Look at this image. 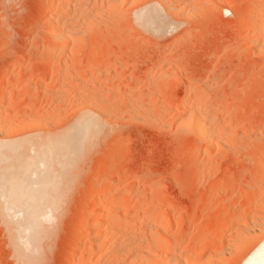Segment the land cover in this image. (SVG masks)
Listing matches in <instances>:
<instances>
[{"label": "rangeland", "instance_id": "obj_1", "mask_svg": "<svg viewBox=\"0 0 264 264\" xmlns=\"http://www.w3.org/2000/svg\"><path fill=\"white\" fill-rule=\"evenodd\" d=\"M69 1L0 0V143L58 136L85 112L104 138L52 188L30 263L0 216V264H242L264 235V0ZM143 13L150 28L136 22ZM99 197L104 216L87 207ZM110 220L98 263L94 230Z\"/></svg>", "mask_w": 264, "mask_h": 264}, {"label": "bare ground", "instance_id": "obj_2", "mask_svg": "<svg viewBox=\"0 0 264 264\" xmlns=\"http://www.w3.org/2000/svg\"><path fill=\"white\" fill-rule=\"evenodd\" d=\"M62 1V0H61ZM70 2V1H69ZM72 2V0H71ZM70 2V3H71ZM78 2V1H77ZM82 2V1H81ZM85 2V1H84ZM256 3V2H255ZM88 4V3H86ZM258 4V3H256ZM72 5V4H71ZM59 6V5H58ZM61 6H63L61 4ZM60 6V7H61ZM75 6V5H73ZM82 7V5H81ZM67 8V7H66ZM69 8V7H68ZM67 8V9H68ZM79 8V6H78ZM84 8V7H83ZM59 9V8H58ZM77 9V8H75ZM87 9V8H86ZM61 10V9H60ZM59 10V12H60ZM83 10V9H82ZM257 10V9H255ZM57 11V10H56ZM65 11V10H64ZM71 11V9H70ZM73 11V10H72ZM66 12V11H65ZM254 12V11H253ZM82 13V11H81ZM85 13V11H84ZM58 14V13H57ZM68 14V13H67ZM79 14V13H78ZM86 14V13H85ZM90 14V13H89ZM88 14V15H89ZM101 14V13H100ZM240 13H238L239 16ZM258 14V13H257ZM99 15V14H98ZM253 15V14H251ZM264 15V14H263ZM81 16V15H80ZM255 16V15H254ZM252 16V17H254ZM261 16V15H260ZM134 17V16H132ZM152 16L148 13H143L138 16H136V22L139 26L143 28H150L153 19ZM251 17V16H250ZM99 18V17H96ZM158 18V17H157ZM66 17H62V15H51V18L49 19L50 23L54 24L56 26L55 33H53L52 36H54L55 40H60V38L63 35H66L65 33L68 32V29H65V21ZM255 19V17H254ZM252 19V20H254ZM68 20V17H67ZM72 20V19H71ZM83 20V19H82ZM260 20V19H259ZM258 20V21H259ZM70 21V20H69ZM135 21V20H134ZM255 21V20H254ZM72 22V21H71ZM82 22V21H81ZM87 22V21H86ZM89 22V21H88ZM253 22V21H252ZM70 23V22H69ZM84 23V22H83ZM90 23V22H89ZM88 23V25H89ZM160 23V22H159ZM256 22H254L255 24ZM260 23V30L262 31V34L259 33L257 41H264V16L261 19ZM68 24V22H67ZM71 24V23H70ZM253 24V23H251ZM253 24V25H254ZM72 25V24H71ZM82 25V24H81ZM80 25V26H81ZM86 25V24H84ZM95 25V24H94ZM70 26L69 28L72 29L74 27ZM159 27H163L162 24L159 25ZM254 27V26H253ZM55 28V27H54ZM76 28V27H75ZM257 28V27H255ZM79 29V28H78ZM258 29V28H257ZM73 30V29H72ZM80 30V29H79ZM83 30H86L83 28ZM75 31V30H74ZM72 34V33H71ZM68 35V33H67ZM73 35V34H72ZM257 36V35H256ZM64 38V37H63ZM70 38V37H69ZM73 39V38H72ZM63 40V39H61ZM68 40V38L66 39ZM56 53L52 50L49 53ZM53 55V54H52ZM52 59V58H51ZM15 82V80H14ZM8 85H10V88L13 85V80H11ZM12 85V86H11ZM3 88V87H2ZM8 88V87H6ZM5 89V88H4ZM4 91V90H3ZM1 92V91H0ZM208 99V97H207ZM99 109V108H98ZM101 109V108H100ZM94 110V109H93ZM98 111V110H97ZM197 111V110H196ZM101 112V111H100ZM2 114V113H1ZM95 114V113H94ZM90 113H83L78 119H76V123L74 122V125L69 130L63 131L57 133L58 136H48L47 138L40 137L39 141H34L33 139L30 140L29 138L26 140H22L19 142H13L15 139H13L10 143H0V216L3 221V223L6 225L7 233L10 246L13 248V254L16 256V258H22L25 256L27 257L26 261H28L31 256H34L32 251L35 252L36 249H32L30 251L31 255L29 256L28 250L29 248L34 245L35 242V232L38 230V228L41 225V219L46 215L45 210L47 209L48 204L50 203V192L52 188L55 189L57 187V184L60 183L61 180L64 179L67 171L80 160L79 158L82 157L83 153L85 151L90 150L91 148L95 147V145L100 141L101 137H103L104 132V125L100 118L96 115ZM196 114V112L194 113ZM203 115H200L197 113L195 115V132L197 135L205 140L208 141L211 138V134L213 133V130L211 127L207 126L205 123ZM206 116V115H205ZM2 117V116H1ZM1 119V118H0ZM6 119V118H5ZM4 120V119H3ZM104 121V120H103ZM194 122V121H193ZM2 123V122H1ZM194 124V123H193ZM214 124V123H213ZM106 125V124H105ZM182 125V124H181ZM186 125V124H185ZM1 127V124H0ZM107 127V126H106ZM105 127V128H106ZM184 126L183 128H185ZM3 129V128H1ZM107 129V128H106ZM197 129V130H196ZM217 129V128H216ZM215 129V130H216ZM1 132V131H0ZM3 132V131H2ZM5 133V132H4ZM2 135V133H1ZM103 135V136H102ZM26 136H24L25 138ZM33 137V136H32ZM36 137V136H35ZM34 138V137H33ZM104 138V137H103ZM19 139V138H18ZM23 139V138H21ZM37 139V138H36ZM41 140V141H40ZM2 141V140H1ZM6 141V140H4ZM3 142V141H2ZM101 142V141H100ZM216 145V144H215ZM95 149V148H94ZM34 150L35 154L31 155L30 151ZM93 150V149H92ZM79 159V160H78ZM264 162V161H263ZM43 166V168H42ZM83 166V165H82ZM257 168V167H256ZM259 168V167H258ZM261 170L264 171V164L262 165ZM259 170V169H258ZM70 171V170H69ZM262 171V172H263ZM77 172V171H76ZM75 173V172H74ZM36 175V176H35ZM36 178V180H33ZM76 177L78 176L75 175ZM66 178V177H65ZM72 178V174H71ZM68 179V178H66ZM69 180V179H68ZM67 180V181H68ZM71 181V180H70ZM258 181V180H257ZM63 182V181H61ZM75 182V181H74ZM67 183V182H66ZM61 184V183H60ZM75 185V184H74ZM259 185V184H258ZM264 185V184H263ZM262 186V185H261ZM72 187V186H71ZM258 188V187H257ZM59 190V189H58ZM122 190V185L119 184L116 194ZM96 192V191H95ZM99 192V191H98ZM255 192V191H254ZM100 193V192H99ZM95 195H100V194ZM113 195H116V194ZM69 195V194H68ZM65 197V196H64ZM98 197V196H97ZM214 197V196H213ZM252 197V196H250ZM100 198V197H99ZM215 198V197H214ZM253 198V197H252ZM53 199V198H52ZM217 199V198H216ZM260 199V198H259ZM258 199V200H259ZM96 199H94L95 202ZM213 200V199H212ZM261 200V199H260ZM262 203L264 205V199H262ZM59 200H57L58 202ZM245 201V200H244ZM56 204H59L57 203ZM64 202V201H63ZM226 202V201H225ZM229 202V201H228ZM55 203V202H54ZM62 203V202H61ZM221 203V202H220ZM257 203V202H256ZM255 204V202H254ZM55 205V204H54ZM107 199L98 200L96 203H91L87 207L90 206L89 209H96L100 213V215H103L107 213ZM260 205V204H259ZM251 206V205H249ZM50 207V206H49ZM58 207V206H57ZM61 207V206H60ZM59 207V209H60ZM63 207V205H62ZM260 207V206H259ZM49 209V208H48ZM56 209V208H55ZM54 209V211H55ZM256 209V208H255ZM235 210V209H234ZM234 210L232 212H234ZM53 211V210H52ZM227 211V210H226ZM238 211V210H236ZM18 212L19 214H22V216H18L17 219L14 217V213ZM222 212V211H221ZM239 212V211H238ZM55 213V212H54ZM61 213V212H60ZM63 213V211H62ZM111 214V213H109ZM240 214V213H239ZM251 214V213H250ZM116 215V214H115ZM238 215V214H237ZM246 215V214H245ZM262 215V214H261ZM104 216V215H103ZM106 216V215H105ZM118 216V215H116ZM227 216V215H226ZM240 216V215H239ZM238 216V217H239ZM251 216V215H250ZM249 218V216H247ZM247 217H243V220L241 218L240 223H249ZM260 217V216H259ZM264 217V216H263ZM52 218V217H51ZM55 218V217H53ZM165 218V217H164ZM262 218V217H261ZM100 219V217H99ZM163 219V218H162ZM259 219V218H258ZM51 220V219H50ZM86 220V219H85ZM84 220V221H85ZM52 221V220H51ZM112 220H110L109 224L112 223ZM165 221V219L163 220ZM227 221V219H226ZM239 222L237 219L236 222ZM243 221V222H242ZM89 222V221H88ZM104 222V221H103ZM155 222V221H154ZM162 222V221H161ZM160 222V223H161ZM264 222V221H263ZM108 223V222H107ZM149 223V222H148ZM147 223V225H149ZM151 223V222H150ZM169 223V222H168ZM234 223V222H233ZM259 223V222H258ZM108 224V225H109ZM260 224V223H259ZM80 225V224H79ZM107 225V224H106ZM105 225V226H106ZM151 225V224H150ZM153 225V223H152ZM165 225V224H164ZM235 225V224H234ZM81 226V225H80ZM79 226V227H80ZM83 226V225H82ZM104 226V225H103ZM154 226V225H153ZM98 227V226H97ZM165 227V226H164ZM262 227V226H261ZM260 227V228H261ZM264 227V226H263ZM116 228L115 224H111L108 226L107 229L103 230L101 227H99L98 230H94L97 232L96 235V251L100 254V259L97 260V262H101L103 258L102 252L104 251V247L110 239V236L112 238L111 232ZM154 228V227H153ZM49 229V228H48ZM83 229V228H82ZM151 229V228H149ZM148 229V230H149ZM158 229V228H157ZM230 229V228H229ZM239 229V228H238ZM92 230V229H91ZM116 230V229H115ZM114 230V231H115ZM156 230V229H155ZM263 231V228H261ZM31 231L32 234H29L27 232ZM89 231V230H88ZM222 231V230H220ZM90 232V231H89ZM120 232V231H119ZM154 232V231H153ZM261 232V231H260ZM259 232V233H260ZM6 233V234H7ZM240 233V232H239ZM251 233V232H250ZM264 233V232H263ZM40 234V233H39ZM256 234V232H255ZM157 235V233H156ZM163 235V234H162ZM249 235V234H248ZM137 236V235H136ZM250 236V235H249ZM79 237V236H78ZM91 237V236H90ZM116 237V236H115ZM129 237V236H128ZM139 237V236H138ZM230 237V236H229ZM39 238V237H37ZM94 238V237H93ZM161 238V237H160ZM47 239V238H46ZM135 239V237H134ZM151 239V238H150ZM149 239V240H150ZM229 239V238H228ZM251 239V238H250ZM79 240V238H78ZM76 240L77 242H81V240ZM144 240V239H143ZM157 240V239H156ZM230 240V239H229ZM241 240V239H240ZM121 241V240H120ZM119 241V242H120ZM176 241V240H175ZM224 241V240H223ZM233 241V240H232ZM40 242V240H39ZM94 242V241H93ZM131 242V241H130ZM134 242V241H133ZM149 242V241H148ZM163 241H161L162 243ZM220 242V241H219ZM225 242V241H224ZM242 242V241H241ZM255 242V241H254ZM132 243V242H131ZM137 243V242H136ZM158 243V241H157ZM164 243V242H163ZM247 243V242H246ZM77 244V243H76ZM145 244V243H144ZM172 243L168 244H158L155 249H158L162 245H171ZM174 244V243H173ZM172 244V245H173ZM179 244V243H178ZM250 244V241H249ZM79 245V244H78ZM111 245V244H110ZM160 245V246H159ZM171 245V246H172ZM175 245V244H174ZM221 245V243H220ZM253 245V244H252ZM149 246V245H148ZM165 246V247H166ZM170 246V247H171ZM217 246V245H216ZM244 246V245H242ZM141 247V246H140ZM143 247V246H142ZM154 247V246H153ZM163 247V246H162ZM73 248V247H72ZM124 248V247H123ZM122 248V249H123ZM135 248V247H134ZM147 248V247H146ZM175 248V247H174ZM182 248V247H181ZM226 248V247H225ZM250 248V247H249ZM248 248V249H249ZM74 250L76 248H73ZM126 249V248H125ZM128 249V248H127ZM136 249V248H135ZM141 249V248H140ZM154 249V248H153ZM237 249V248H236ZM247 249V250H248ZM146 250V249H145ZM163 250V249H162ZM183 250V249H182ZM187 250V249H185ZM125 252V250H123ZM157 251V250H155ZM168 251V250H167ZM172 252V250H170ZM184 251V250H183ZM194 251V250H193ZM198 251V250H197ZM72 252V250H71ZM76 251H74L75 253ZM114 252V251H113ZM116 252V251H115ZM159 252V251H158ZM174 252V251H173ZM176 252V251H175ZM174 252V253H175ZM189 252V251H188ZM37 253V251H36ZM73 253V252H72ZM122 253V251H121ZM130 253V252H129ZM136 253V251H135ZM140 253V252H139ZM144 253V252H143ZM170 253V252H169ZM178 253V252H177ZM185 253V252H184ZM214 253V252H213ZM142 254V253H141ZM173 254V253H172ZM117 255V254H116ZM129 255V254H128ZM134 255V253H133ZM136 255V254H135ZM140 255V254H139ZM149 255V254H147ZM171 255V254H169ZM168 255V256H169ZM185 255V254H184ZM188 255V254H187ZM197 255V254H196ZM138 256V255H137ZM157 256V255H156ZM98 257V258H99ZM129 257V256H128ZM144 257V256H143ZM165 257V256H164ZM174 257V256H173ZM172 256L169 257L168 263L169 264H176L175 259ZM213 257V256H212ZM244 257V256H243ZM106 258V257H105ZM130 258V257H129ZM136 258V257H135ZM146 258V256H145ZM151 258V257H150ZM133 259V258H132ZM141 259V257H140ZM157 259V258H156ZM166 259V258H165ZM178 259V258H177ZM176 259V260H177ZM191 259V258H190ZM213 259V258H212ZM217 259V258H216ZM243 259V258H242ZM32 260V258H31ZM127 260V259H126ZM154 260V259H152ZM163 260V259H162ZM167 260V259H166ZM184 260V259H183ZM96 261V260H95ZM104 261V260H103ZM143 262V260H141ZM29 262V261H28ZM27 262V263H28ZM32 262V261H31ZM88 262V261H87ZM93 262V261H92ZM152 262V261H151ZM157 262V261H156ZM155 262V264H156ZM194 262V261H193ZM30 263V262H29ZM28 263V264H29ZM102 263V262H101ZM132 263V262H131ZM139 263V262H138ZM137 263V264H138ZM158 263V262H157ZM167 263V264H168ZM80 264V263H79ZM84 264H87L84 262ZM93 264V263H92ZM95 264V263H94ZM97 264V263H96ZM133 264V263H132ZM184 264V263H183ZM188 264V262H187ZM190 264V263H189ZM211 264V263H208ZM242 264H264V235L258 240V242L255 244V246L252 248L250 253L247 255L245 260L243 259Z\"/></svg>", "mask_w": 264, "mask_h": 264}]
</instances>
